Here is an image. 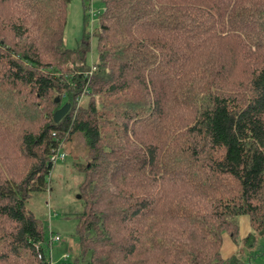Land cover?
<instances>
[{
    "label": "trees",
    "instance_id": "trees-1",
    "mask_svg": "<svg viewBox=\"0 0 264 264\" xmlns=\"http://www.w3.org/2000/svg\"><path fill=\"white\" fill-rule=\"evenodd\" d=\"M68 1L0 0V264H49L27 202L75 133L89 264H244L222 234L264 236V0H102L78 49Z\"/></svg>",
    "mask_w": 264,
    "mask_h": 264
},
{
    "label": "rangeland",
    "instance_id": "rangeland-1",
    "mask_svg": "<svg viewBox=\"0 0 264 264\" xmlns=\"http://www.w3.org/2000/svg\"><path fill=\"white\" fill-rule=\"evenodd\" d=\"M87 3V11L84 14V3ZM69 0L66 12V24L64 26L63 44L66 48L78 49L83 42L86 33L97 31L98 17L91 19V13L104 10L102 0ZM90 48L86 52L88 66L96 61V40L92 37ZM90 95L81 94L78 97V105L86 106ZM60 108V107H59ZM187 116L186 114L182 117ZM148 130V127H146ZM146 130V133H147ZM58 151V162L50 171L49 182L45 191L34 192L27 202V208L33 212L40 221L43 231V244L47 259L51 264H89L90 251L84 252L79 244L77 230L78 214L82 212L84 202L79 197V184L83 178L76 164L87 163V145L81 134L75 133L69 141L64 142ZM63 156V157H62ZM168 188V198L183 193L188 196L186 190L174 185ZM170 190V192H169ZM239 230L235 239L224 231L222 234L223 245L221 254L224 258L231 257L236 251L242 254L244 264H264V236H256L254 246L245 248V236L254 233L250 223V217H239ZM178 229H173L170 224L164 225L162 231L169 235H175ZM59 236L60 242L49 244L50 236ZM237 253V252H236ZM67 255L66 259L63 256Z\"/></svg>",
    "mask_w": 264,
    "mask_h": 264
},
{
    "label": "built area",
    "instance_id": "built-area-1",
    "mask_svg": "<svg viewBox=\"0 0 264 264\" xmlns=\"http://www.w3.org/2000/svg\"><path fill=\"white\" fill-rule=\"evenodd\" d=\"M95 15H96L95 13H91V19H93V17ZM94 70H95V67L92 66L89 73H91ZM58 151H59V149H58ZM58 151L54 155H52V157H51V160L53 161L54 164L57 163L58 162V159H59V157H58ZM52 242H60V237L59 236H53V235H51L50 236V239H49V244L52 243ZM38 256L41 257L40 255H38ZM66 258H67V255H64L63 256V259H66ZM45 260H48L49 261V264H51V260L50 259H47V257H46Z\"/></svg>",
    "mask_w": 264,
    "mask_h": 264
},
{
    "label": "water",
    "instance_id": "water-1",
    "mask_svg": "<svg viewBox=\"0 0 264 264\" xmlns=\"http://www.w3.org/2000/svg\"><path fill=\"white\" fill-rule=\"evenodd\" d=\"M56 101H59L58 97H56L55 102ZM70 107H71L70 103L66 102L60 108H58L53 113L54 122L57 123V121H59L61 118H63V116L69 111Z\"/></svg>",
    "mask_w": 264,
    "mask_h": 264
}]
</instances>
